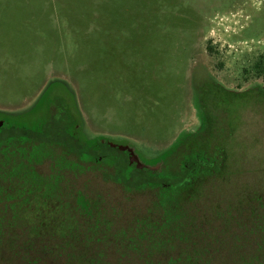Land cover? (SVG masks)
<instances>
[{
	"label": "rangeland",
	"instance_id": "obj_1",
	"mask_svg": "<svg viewBox=\"0 0 264 264\" xmlns=\"http://www.w3.org/2000/svg\"><path fill=\"white\" fill-rule=\"evenodd\" d=\"M260 62L264 0H0V115L35 125L64 96L84 139L127 142L154 165L169 150L173 174L201 145L221 167L185 206L195 225L182 222L180 237L172 221L160 237L142 226L164 213L159 190L106 178L105 162L50 145L32 165L46 190L7 178L18 158L0 162V264L252 257L264 241Z\"/></svg>",
	"mask_w": 264,
	"mask_h": 264
},
{
	"label": "trees",
	"instance_id": "obj_2",
	"mask_svg": "<svg viewBox=\"0 0 264 264\" xmlns=\"http://www.w3.org/2000/svg\"><path fill=\"white\" fill-rule=\"evenodd\" d=\"M256 66L257 75L263 78L264 86V65L260 62ZM70 106L63 97L51 100L47 104L46 111L49 112L47 118L35 122V125L30 124L29 118L16 121L0 115V162L6 165V161L11 160L12 157L18 158L20 163L18 169L24 170L23 166L26 162L33 164V162L41 161L43 157H46L49 152L47 148L50 145H59L65 153L76 155L85 161L105 162L112 169L109 171V175L113 172L114 179L126 183L129 187L146 188L151 186L159 190L160 205L164 213L156 219V223H153L152 220L151 222L144 221L142 226L146 227V232L144 231L146 234L149 230L163 234L166 228H170L171 222L176 221L178 222V231L175 234L183 237L185 234L183 230L186 228L181 223L185 220L192 223L193 226L196 223L195 215L189 213L185 206L190 203L191 193L194 190L202 189L201 180L206 179L207 174L214 175L215 171L212 168L218 166L215 159H210L207 151L201 145H196L190 150L189 156L185 157L189 161L182 163V174L181 172L173 174L166 170L168 169L166 165L171 164L169 161L170 151L168 150L161 154L165 158L163 170L146 173L129 164L126 151L116 150L107 142L105 144L92 142L87 141L80 134L76 136L73 131L76 130L74 126L77 121ZM18 121L23 122L20 125ZM173 151L176 150L173 149ZM97 154L102 156L103 160H100ZM219 168L221 169V167ZM172 209L173 211H171ZM253 213L256 214L255 210ZM221 217L225 216L222 214ZM229 220L226 216V221ZM140 235L142 234L140 233ZM160 237H166V234ZM161 239L166 241L165 238ZM254 244L256 249L254 255L241 259L240 264H264V241L259 240ZM206 250L211 249L206 248ZM209 262L210 260L206 261L207 264ZM198 263L200 264V261Z\"/></svg>",
	"mask_w": 264,
	"mask_h": 264
},
{
	"label": "flooded vegetation",
	"instance_id": "obj_3",
	"mask_svg": "<svg viewBox=\"0 0 264 264\" xmlns=\"http://www.w3.org/2000/svg\"><path fill=\"white\" fill-rule=\"evenodd\" d=\"M61 97H63V98H65L64 96H61ZM65 100L67 101V98H65ZM67 103H68V101H67ZM70 105V104H69ZM71 107V106H70ZM44 110H46V109H41L40 111H38V113H41L42 111H44ZM71 111H72V113L75 115V119H76V121H77V123L75 124V126H74V128H76V130H74L73 131V133L77 136L78 134H80L81 136H82V134H81V128H80V126H81V124H80V120H79V114L76 112V111H74L73 109H72V107H71ZM37 113V114H38ZM27 114V113H26ZM26 118H29L30 120H31V117L30 116H28V115H26L22 120H24V119H26ZM12 119H15V118H12ZM32 121V120H31ZM83 137V136H82ZM84 138V137H83ZM87 140V139H86ZM87 141H89V140H87ZM92 142H95L94 140H92ZM102 142H107L108 143V145H110V146H112V148H114V149H119V150H122V151H126L127 153H128V157H129V164L132 166V167H134V168H137V169H139V170H143V171H145L146 173L148 172V171H152V172H159V171H161V170H163V163H164V161H165V158L164 157H162V156H159V158H158V161L156 162V164L154 165V164H152L151 162H149V161H146L138 152H137V150H136V148L134 147V146H132L131 144H129V143H127V142H123V141H117V140H109V139H107V138H103L102 139ZM59 146V145H58ZM60 147V146H59ZM73 156V155H72ZM43 159H44V157H43ZM99 159L100 160H103V157L102 156H99ZM15 163V162H14ZM32 165L33 164H29V162H26L25 164H24V166H23V168H24V170H19L18 168L16 169V167L15 166H13V168H12V170L11 171H9L10 173L8 174V175H6V176H9V177H7L8 179H12L11 178V176L13 177V178H17L16 180H18V181H21L24 185H27V188L28 189H30L29 187H30V184L32 183V184H34V185H36V186H40L41 188L43 187L44 188V190H46V187H44L45 186V184H46V180L44 179V178H41V177H39V176H37V174H36V172H35V170L33 169V167H32ZM159 167V168H158ZM67 168H68V166H67ZM30 169H33V170H30ZM59 174H60V176L62 177V175H63V173L61 172H58ZM109 173L110 172H103V175L106 177V178H110V179H113L114 181H118V180H116V179H114L113 177H112V175L114 174L113 172H111V175H109ZM168 174H169V172H168ZM118 182H121V181H118ZM29 186V187H28ZM55 186H53V187H50L49 189H50V191H55L56 192V189H57V187L56 188H54ZM150 188H153V187H151L150 186ZM58 190V189H57ZM61 190V186L59 185V191ZM49 191V190H48ZM12 194V193H11ZM21 194H23V193H21ZM47 194V193H46ZM24 195V194H23ZM27 196H29V195H24V196H22V198H21V200H25L26 199V197ZM15 196H12V198L11 199H13ZM65 202V201H64ZM66 203V202H65ZM65 203H63L62 205H64ZM72 203V202H71ZM16 204V205H15ZM10 205L12 206V205H15V206H13L12 207V209H14L17 205H18V203H15V202H13V204H11L10 203ZM19 205H22L23 206V204H19ZM64 206H66V205H64ZM69 207H71L73 210H76V206H75V204H70V206ZM10 207H8V209H9ZM14 219V218H13ZM24 220V219H23ZM152 222L153 223H156L157 222V220H152Z\"/></svg>",
	"mask_w": 264,
	"mask_h": 264
}]
</instances>
